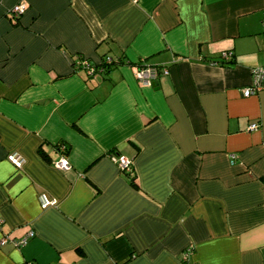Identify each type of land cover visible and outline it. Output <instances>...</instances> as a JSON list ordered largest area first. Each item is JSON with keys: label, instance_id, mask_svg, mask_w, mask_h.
Wrapping results in <instances>:
<instances>
[{"label": "crops", "instance_id": "crops-1", "mask_svg": "<svg viewBox=\"0 0 264 264\" xmlns=\"http://www.w3.org/2000/svg\"><path fill=\"white\" fill-rule=\"evenodd\" d=\"M260 65L264 0H0V264H264Z\"/></svg>", "mask_w": 264, "mask_h": 264}, {"label": "built area", "instance_id": "built-area-1", "mask_svg": "<svg viewBox=\"0 0 264 264\" xmlns=\"http://www.w3.org/2000/svg\"><path fill=\"white\" fill-rule=\"evenodd\" d=\"M25 9V4L24 3H17L15 5H13L10 9H9V15L11 17H18L19 14H21ZM231 58V53L230 52H222L219 56V60L222 62L224 60H228ZM219 61V62H220ZM218 61H210L211 64H218ZM77 66H82L84 67L88 73H91L92 68L88 65L87 61H85L84 59H81L79 61L76 62ZM158 69L156 68H152V67H148V66H141L137 69L135 75L137 77V79L144 85H152L155 81V78L158 74ZM162 74H167V70L166 69H162L161 70ZM264 77V65H260L257 67L252 68L251 70V83L248 87L241 89V94L246 97L249 96L257 91L260 90L261 86H262V80ZM257 123H250L247 126L248 130H255L257 128ZM58 148L60 150V156L58 157V159L53 163V166L59 170H63V169H67L68 168V163L66 160V157L64 156L63 150H64V146L62 144L58 145ZM7 160L16 168H20L23 164V158L21 157V155H19L17 152L12 151L10 153L7 154L6 156ZM114 161L117 163V165L119 166V168L121 169V171L123 172H129L130 171V162L128 159H126L125 157L121 156V155H117L114 158ZM37 200L39 203V206L41 208H45L47 206H50L54 203L53 199L47 198L45 196V194L40 193L37 196ZM33 235V233L31 231L27 232V234L16 240L13 241L14 245H21L23 243H25L27 241V239L29 237H31ZM3 241L0 242V244H2ZM191 253V246H187L183 252H182V261H186L188 255ZM27 264H32V263H27Z\"/></svg>", "mask_w": 264, "mask_h": 264}, {"label": "trees", "instance_id": "trees-1", "mask_svg": "<svg viewBox=\"0 0 264 264\" xmlns=\"http://www.w3.org/2000/svg\"><path fill=\"white\" fill-rule=\"evenodd\" d=\"M58 145H59L58 143L55 145L56 150L59 149V148H58ZM63 146H64V145H63ZM63 151H64V150H63ZM63 153H64V152H63ZM123 173H124L126 176H128V178H130V175H129L130 172H123ZM130 183H131V185H132L133 187H136L135 184H134V181H133V180H131Z\"/></svg>", "mask_w": 264, "mask_h": 264}]
</instances>
